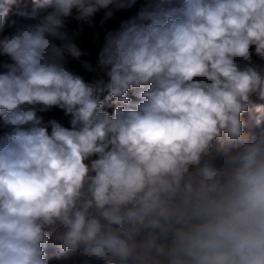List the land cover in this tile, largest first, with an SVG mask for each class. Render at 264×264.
Instances as JSON below:
<instances>
[{"label":"clouds","instance_id":"clouds-1","mask_svg":"<svg viewBox=\"0 0 264 264\" xmlns=\"http://www.w3.org/2000/svg\"><path fill=\"white\" fill-rule=\"evenodd\" d=\"M15 3L0 0V264H264V0H143L90 82L66 66L95 71L85 27L138 0H31L8 20ZM53 109L69 126L45 123Z\"/></svg>","mask_w":264,"mask_h":264},{"label":"trees","instance_id":"trees-1","mask_svg":"<svg viewBox=\"0 0 264 264\" xmlns=\"http://www.w3.org/2000/svg\"><path fill=\"white\" fill-rule=\"evenodd\" d=\"M143 0H138V3L131 9H123L117 11L114 16L107 20L103 25L100 24V19L103 13L97 15L95 18V26L94 27H85V31L81 36V41L84 43L82 49L87 51V55L83 56L82 60L90 61L95 69L94 72H89L87 69L83 67V65L79 61L72 60L69 58L66 66L75 72L76 74L82 75L86 81H92L93 79H98L104 76L103 72L98 67V53L103 47V42L107 32L115 31L119 29L121 23L125 20H128L136 15L142 6ZM33 7L31 0H16V3L11 7L9 12L8 20L17 19L19 20L20 14L22 12L30 11ZM70 24L72 26L75 25L74 21H71ZM10 31L6 29V32ZM6 59V58H0ZM253 65L264 74V59H260L258 57H253ZM106 79V77H104ZM131 95V94H129ZM133 99H135L133 97ZM112 111V109H108ZM44 117L45 123H47L50 119H56L65 126L68 125V119L63 116V113L58 109H53L48 113H42ZM50 130V129H49ZM2 131V129H0Z\"/></svg>","mask_w":264,"mask_h":264},{"label":"rangeland","instance_id":"rangeland-1","mask_svg":"<svg viewBox=\"0 0 264 264\" xmlns=\"http://www.w3.org/2000/svg\"><path fill=\"white\" fill-rule=\"evenodd\" d=\"M84 46V43L81 41V47H83Z\"/></svg>","mask_w":264,"mask_h":264}]
</instances>
